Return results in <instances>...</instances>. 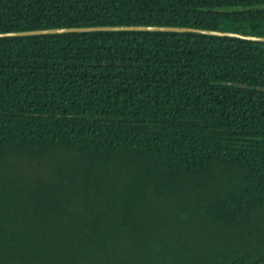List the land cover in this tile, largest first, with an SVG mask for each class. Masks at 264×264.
I'll use <instances>...</instances> for the list:
<instances>
[{"label":"trees","instance_id":"16d2710c","mask_svg":"<svg viewBox=\"0 0 264 264\" xmlns=\"http://www.w3.org/2000/svg\"><path fill=\"white\" fill-rule=\"evenodd\" d=\"M108 24L264 35V0H0L2 32ZM262 87L264 42L0 38V264H264Z\"/></svg>","mask_w":264,"mask_h":264},{"label":"water","instance_id":"95a60500","mask_svg":"<svg viewBox=\"0 0 264 264\" xmlns=\"http://www.w3.org/2000/svg\"><path fill=\"white\" fill-rule=\"evenodd\" d=\"M117 32V31H148V32H176L184 33L191 32L197 34H204L210 36L221 37H234L243 40H250L256 42H264V35L247 34L229 30H218L210 28H199L192 26H171V25H94V26H70V27H53L43 29H31V30H17V31H0V38L17 37V36H34V35H46V34H63L71 32ZM242 86V84H237ZM264 89V87H262Z\"/></svg>","mask_w":264,"mask_h":264}]
</instances>
